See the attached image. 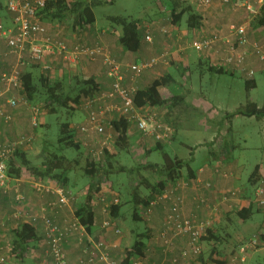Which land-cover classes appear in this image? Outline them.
Instances as JSON below:
<instances>
[{"label":"built area","instance_id":"1","mask_svg":"<svg viewBox=\"0 0 264 264\" xmlns=\"http://www.w3.org/2000/svg\"><path fill=\"white\" fill-rule=\"evenodd\" d=\"M51 0H7V11L12 16V26L7 27L0 21V38H5L9 48V54L14 57L10 69L0 75V82L4 87L3 94L11 91H20L21 77L29 65H41L44 70H53V64L60 62L64 68L76 66L83 59L91 62L101 60L106 67L108 78L112 81L111 89L101 91L96 97L85 100L82 109L86 112L85 122L76 126L80 135V142L86 149L88 156L97 161H103L106 149L112 144L114 137L113 122L116 119H125L135 125L145 136L154 141L169 142L173 138V129L160 120L158 112L146 107H137L134 101L136 89L124 86V74L122 65L112 56L110 50L102 43L89 46L85 43H71L58 34L51 32L40 14L47 8ZM58 1V0H54ZM215 0H195L199 9H207ZM225 5H231L235 9H242L247 14L244 23L232 24L226 34L213 33L204 40H194L191 44L200 56H207L220 66L239 70L246 74L248 80L253 79L255 71L247 69L246 63L250 57L255 56L264 63V44L252 41L250 38V26L261 14L264 0H220ZM148 39V38H147ZM166 52L159 58H154L139 64L129 65L132 78L142 76L146 71L155 68L158 64L168 60ZM1 97V94H0ZM20 103H26L25 98H14L8 104L15 108ZM34 118L38 117L40 110L32 108ZM9 123L11 114L0 109V120ZM78 135V136H79ZM34 140L33 136H24L16 141H10L0 145V190L6 196L14 195L13 211L7 216H0V231L7 230L9 225L17 226L23 223L36 225L39 222L44 225L45 237L43 244L46 246L44 256L40 264H70L65 250V243L72 236H78L82 247L83 258L77 264H124L116 263L111 258L113 246L104 240H96L87 232L75 217L72 222L64 225L56 221V215L71 207L79 198L86 197L89 190L75 192L69 188L60 186L57 182H34L33 190L36 194L55 195L56 199L41 206L36 212L27 208V196L20 187V179H13L8 174V163L14 157L17 149L29 146ZM221 169H216L220 173ZM232 177L231 173L224 175ZM102 186V185H101ZM191 189L198 193L194 197L197 208H205L209 214L204 218L186 216L184 214L185 198L183 191ZM214 189L211 183H202L196 179L192 184L187 181H178L171 184L155 201L151 203L145 216L150 219L153 209L161 203L167 207V215L164 221V231L160 238L166 248L174 245L177 237H187V247L180 254L173 257L171 264H203L201 256L203 246L201 238L206 236L208 229L212 228L215 215L222 206L231 207L233 202L243 197L242 190L221 192V198L212 203L201 191ZM93 206L101 205L102 213L110 216V208L120 202L118 195L111 191L101 189L94 197ZM258 209L264 212V182L254 187V201ZM53 217V218H51ZM57 222V223H56ZM264 225V224H263ZM112 224L107 218L103 224V230H109ZM114 229V228H113ZM120 235V229H114ZM260 240L253 236L248 241L239 245L241 258L235 256L231 264L243 262L246 254L258 247ZM6 251H12V247L0 243V264H10L6 257ZM133 264H142L135 261Z\"/></svg>","mask_w":264,"mask_h":264},{"label":"crops","instance_id":"2","mask_svg":"<svg viewBox=\"0 0 264 264\" xmlns=\"http://www.w3.org/2000/svg\"><path fill=\"white\" fill-rule=\"evenodd\" d=\"M98 1H101L103 3L102 5H104L113 4L118 0ZM252 2H256V0H252ZM195 4V0H151L148 6L143 8V14L139 18H133L130 15L124 16L134 20H138L140 23L141 31L143 34V41L139 51L137 52H130L120 44L119 40L121 37V28H119L118 26H113L110 23L107 25L106 29H101L99 27L96 15L95 24L91 27H86L81 31H74L72 29L67 30V28H65L66 25L61 24L63 22L58 21L52 22L51 20H45V24L48 26L51 32L58 34L68 42L85 43L89 46H93L100 42L105 45L110 50L112 56L122 65L124 74V86H127L128 88H134L136 89V91L148 89L156 81H161V79L166 76H170V78H173L175 80H171L170 85L163 86L159 89V92L161 93L163 98L168 100L167 104L160 107H153L151 108V110L158 112L160 120H162L165 124L169 125L173 129V138L171 141H169V143H171L168 144L170 146L173 145V143L176 141L178 133L182 129L184 118H182L180 112L182 110L181 108L187 109V105L185 103H190L189 106L192 109L189 110V113H191V115H193L195 112H199V122H201V126L207 133H209L210 137L208 138V140H205L203 142V144L206 145V149L208 148L209 159L203 165L198 167L197 175L198 179H200L204 185L205 183H211L214 185V189H212L211 191L203 190L201 192L212 203H215L221 198V192L240 190L244 187L246 188L251 175L254 173L257 167H259L260 170L259 172L262 178L261 182H264V165H257L254 171L249 174V177H245L244 179L243 174L245 169L243 168V165L241 166L238 164H230L225 160H221L224 157L225 153L226 155H228L227 147L229 146V143L227 140L230 133L232 132L230 129V124L232 120L239 116H235L231 120H229L227 118V115L234 112H229L218 108V103L210 104L208 101L204 100L203 97H193L192 92H185L182 94L178 92L182 89L179 88L180 83L178 82L180 80L183 82H186L188 79L190 80L192 69L197 67L204 69L206 67V72H209L210 64L214 67L218 65L209 57L200 56L195 50H193L191 47L192 42L194 40L207 39L211 37L213 33L226 34L228 32L229 25H239L244 23V21L247 19V14L242 9H235L231 5L225 6L220 2V0H215L210 7L204 10L199 9ZM192 13H197L202 16L205 21V25L203 27L197 29H190L188 27V19L190 14ZM112 17L108 18V22H111ZM185 18L187 22L186 26L183 25ZM1 20L4 22L5 26H12V16L7 13V11L6 14L1 17L0 21ZM249 28L250 38L252 41H257L259 39L264 40V26H258L256 23H252ZM69 31L72 33L71 37ZM166 52L169 53L168 60L166 62L160 63L155 68L146 71L139 78H132V74L129 70V65L139 64L154 58H159ZM13 61L14 57L9 54L7 41L4 38H0V75L2 72L10 69V65ZM59 63L60 62H56L53 64L52 71H44L41 65L38 66L33 64L29 65L25 69V71L27 69H32L35 73L41 72L44 75H49L52 80L58 79L59 81L63 82L66 81V79L71 80L73 76H79L85 79L94 78L99 84L101 91H108L111 89L112 81L108 78L105 69L106 67L103 65L102 61L99 60L96 62H91L86 58L80 61L78 65L70 67L69 69L64 68ZM246 68L253 69L256 75L261 74L264 77V63L259 61L255 56L248 59ZM228 71V74L232 76L242 73L244 82L248 80L246 78V74L239 70L229 68ZM256 75L254 76L253 80H256ZM3 92L4 87L0 82V109H3L11 114L12 120L9 123H5L2 119L0 120V145H3L10 141H16L17 139L24 136L34 137L36 120L33 116L31 106L29 104L20 103L17 107L13 108L8 104V101L14 98H21V92L11 91L6 94H3ZM174 94L184 97V101H179L180 104L177 107H171L172 100L174 99ZM201 107L203 108V110H201ZM219 112L223 113L224 116L218 117L219 114L217 113ZM186 118L187 117H185V119ZM226 125L227 130H225L224 128ZM130 128L132 133L139 135L140 139L142 138L143 135L135 125L132 124ZM109 132H112L115 139L117 135L115 129H113L112 131L109 130ZM145 139V145H149L148 148H153L155 146V141L153 138L146 137ZM203 144L201 142L198 145ZM29 146H25L22 148L27 150L29 159L31 160L29 151V149L31 148H29ZM230 146V148L232 149V147H235V144H230ZM186 147L190 148L191 146ZM39 150L41 149L39 148ZM38 153L42 155V150ZM175 157L178 156L175 155L174 158ZM213 163H219L221 165L217 166ZM215 168H220L221 172L215 173ZM227 173H231L232 177H225L224 175H227ZM21 179L22 180L20 182V187L23 193L27 196V208H29L30 210L36 212L41 206L56 199L55 195L48 194L40 196L36 194L33 190L32 183L39 181L27 175L26 172L23 173ZM244 180L246 181V185L243 184ZM238 183H242L241 185L243 187L241 186V188H239L238 186H236ZM72 189L75 192H79V190L77 189ZM101 189L104 191V189L108 190L110 188L102 185ZM111 190L115 192V190ZM182 194L185 198L184 214L186 216L204 218L209 214V211L205 208H197L194 202V197L198 193H195L191 189H188L186 191H183ZM85 198L86 197L79 198L78 201L71 207L57 214L55 216L56 221L61 225L72 222L75 218L76 206L78 204H82ZM13 201V194L11 196H6L2 193V191H0V216H7L13 211ZM247 204L248 202L245 200V198H242L239 201L233 202V205H231L229 209L226 205L222 206L220 212L215 215L213 227L222 222L221 220H223L226 213H231L235 210L234 208H237V206H247ZM254 210L255 213L252 215L250 221L238 222L241 226L246 225V228L249 229L250 225L256 226L254 225L255 223H260V221L258 220V216L262 215L263 221L261 222V228L263 230V233L262 231L261 233L264 235V216L261 212L262 210L258 209L257 207L254 208ZM94 211L96 221L98 222L92 228L91 232H87L96 240H104L107 243L111 244L113 246V249L111 250L112 260L116 263H121L124 259L126 248L128 247H125L126 245H123L117 241L116 244L112 243L113 240L116 239V236L121 235L116 234L114 231V229H119V226H115L113 230H103V222L107 218L110 219L111 216L102 213L101 205L95 204ZM167 213V207H165L164 203H161L160 206H158L150 215V219L148 220L146 229L143 230V232L147 234L148 257L146 260L141 261L142 264H171L173 257L178 256L180 254V251L183 248L187 247V237H177L173 240L174 245L172 247H170L169 249L165 247L164 242L160 238V236L164 231V221ZM121 219L122 217L119 218V221ZM13 227L15 226L9 225L8 229H11ZM35 228L37 230V240L31 244L30 250L23 256L24 258L22 259H17L18 254L15 251L14 246L9 241L10 237L8 238V236H10L9 230L7 229L5 231H0V243L7 244L12 247V251H6V257L8 259V262L10 261V264H40L46 248V246L43 244L45 232L44 226L41 222H39L35 226ZM238 233L241 232L239 231ZM254 235L259 238L260 242H264V239H261L260 233H258V235ZM3 236H5L6 238L2 239ZM252 237L253 236L245 238V240H249ZM245 240L241 241L240 243L244 242ZM240 243L236 244L234 249H230L227 252L225 250H221V253L224 254V259L220 261H224V264H231L233 257L238 256L239 258H241L242 255L239 254L238 250V246L240 245ZM64 246L70 264H77L78 260L84 257V254L82 253L83 245H80L78 236L74 235L70 237ZM246 257L243 259V262L242 260H239L237 264H249L246 263ZM206 261V264H219L215 262H208L207 259Z\"/></svg>","mask_w":264,"mask_h":264},{"label":"trees","instance_id":"3","mask_svg":"<svg viewBox=\"0 0 264 264\" xmlns=\"http://www.w3.org/2000/svg\"><path fill=\"white\" fill-rule=\"evenodd\" d=\"M102 4L103 3L98 0H51L47 8L40 14V17L43 22H45V20H51L52 22H63L68 20L71 22L74 31H81L95 24L96 18L94 8ZM2 8L3 7L0 5V19L2 17ZM111 22L121 28L120 44L130 52L139 51L143 41V34L139 21L124 16H116L111 18ZM254 23L258 26H264V5L261 14ZM204 25L205 21L200 14H190L188 19V27L190 29L201 28ZM228 70L229 67L226 66L216 65L214 67L210 64L209 67L210 73L228 74ZM171 80L175 81L173 78H170V76H166L162 78L161 81H156L148 89L138 90L134 98L136 106L146 107L151 110L153 107L166 105L168 100L163 98L159 89L163 86L170 85ZM245 84L248 91L257 86L256 80L253 79L245 81ZM21 88V94L22 97L25 98L26 103L29 104L31 108H38L40 110L36 118L35 130L46 127V129H48L51 124L49 121L50 117L53 115L58 117L60 132L59 136L56 137V154L61 155L60 152L66 149L81 151L83 147L82 143L76 140V129L73 128V123H71L70 119L82 108V104L85 100L96 97L101 92L100 86L96 80L94 78L85 79L79 76H73L71 80L66 79V81L63 82L58 79L52 80L49 75H44L41 72L35 73L32 69H27L23 72L21 77ZM179 101H184V97L174 94L171 107L179 106ZM64 113L66 118L61 119L60 117ZM235 116L254 117L258 120L264 119V107H260L255 102L248 101L245 105L240 106L234 113L228 114L227 118L231 120ZM131 125L132 124L125 119L114 120L113 127L117 135L112 144L106 149L104 160L97 161L88 157L86 158L85 165L82 166L86 177L91 180L89 192L84 202L76 206L75 217L79 220L81 225L86 227L88 232H91L96 224L93 202H95V195L101 192V185L98 181L99 179H108L111 174L119 172L124 173L129 170L126 167L118 166V158L121 156V152L126 151L129 145L135 150H139L137 148L140 147V149L143 150V157L150 156L153 151H162L164 158L162 164H146L142 162L137 167V173L143 176L142 183L134 187L133 193L131 196H128L126 203V205L133 204V219L136 222L145 221V217L141 214L140 210L146 211L149 209L151 203L162 195L171 184L173 185L182 180L192 184L198 178V169L191 167L193 160L186 161L178 157L174 158L164 152L165 145L169 142L155 141V147L148 148L144 141L147 136L138 129L143 136L138 143L131 144ZM43 143L44 150L42 151V155L45 160L38 165L29 159L27 150L24 148L17 149L14 157L8 163L9 176L13 179H20L23 173L26 172L37 181L44 182L51 179L60 186L73 190L70 187L71 169L68 165L64 166L62 162L66 161V159L63 160V158L58 155L51 154L52 152L49 151L47 147V139H43ZM76 162L78 163V161ZM53 166H56V168L54 169ZM144 170L154 172L158 176L156 181L151 180L153 174L149 177H144L142 173ZM259 171V167H257L251 175L246 188L244 187L241 189L243 192L242 198H245L248 202L247 206H237V208H234V211L225 214L226 220H230L232 224H236L238 221H250L252 215L255 213L254 208H258L253 202L252 197L248 195V190L263 182H261L262 178ZM131 172H133V169ZM122 202L120 201L118 204L111 206V218L119 219L122 217V210L125 206V203ZM158 206H160V204L153 209V212ZM36 225L21 223L11 229L7 228L10 234L9 241L18 254L17 259L24 258L23 256L30 250L31 244L37 240ZM223 229L224 228L221 226H212V228L208 229L206 236L201 238V245L203 246L201 261L203 264L207 263L206 259L208 262L224 264V261H220L224 259V254L221 253V246L226 242V238L222 235ZM137 233L134 243L125 251V256L122 261L124 264L144 261L148 257L147 234L143 231L142 233ZM260 235L261 239H264V235L262 233H260Z\"/></svg>","mask_w":264,"mask_h":264},{"label":"rangeland","instance_id":"4","mask_svg":"<svg viewBox=\"0 0 264 264\" xmlns=\"http://www.w3.org/2000/svg\"><path fill=\"white\" fill-rule=\"evenodd\" d=\"M151 0H118L113 4H104L94 8V12L96 18L98 19L99 27L101 29H106L108 24H112L113 26H117L112 22H108V18L112 16H132L133 18H139L143 13V8L147 7ZM0 5L2 8V16L6 14L7 8V0H0ZM196 5V4H195ZM8 13V11H7ZM4 20V19H3ZM5 21V20H4ZM4 24V22L1 20ZM184 26L187 25L186 18L183 22ZM66 25L65 28L67 30L72 29L71 22L63 21ZM73 30V29H72ZM70 32V31H69ZM70 32V37H71ZM5 39V38H4ZM6 40V39H5ZM256 42L264 44V40H257ZM99 61V60H98ZM101 61V60H100ZM105 68V67H104ZM106 69V68H105ZM206 67L201 69L199 67L191 70L190 80L187 82L179 81V88H182L178 92L180 94L185 92H192L193 97H203L204 100L208 101L210 104L215 103L218 105V108L235 112L240 106L245 105L248 101L257 103L260 107H264V77L261 74H255L257 80V87L247 90L246 84L242 78V73L236 74L232 76L230 74H217L206 72ZM206 72V73H205ZM190 82V83H189ZM186 95V94H185ZM192 101V99H191ZM187 105V109L181 108V116L184 118V122L182 125V129L178 133V137L173 145H165L164 152L174 157L177 155L180 159L191 161L193 163L191 167L198 169L201 165H203L209 159V151L206 149V145L203 144L205 140H208L210 137L209 133H207L203 127L201 126L200 114L199 112H195L193 115L189 113V110L192 109L189 105V102L185 103ZM180 110V107H179ZM201 110L203 108L201 107ZM218 117L224 116L223 113L219 112ZM185 117H187L185 119ZM61 119L66 118L65 113L61 115ZM86 113L80 108L70 119L71 123H73V128L76 129V126L85 122ZM49 121L51 124L48 129L46 128H38V130H34V140L32 144L29 146L30 158L37 165L42 163L45 158L43 155H40L41 150H44L43 139H47V147L48 150L51 151V154L57 153V143L56 137L59 136L60 132V124L58 122V117L53 115L50 117ZM183 121V120H182ZM48 122V120H47ZM216 126V125H215ZM227 130V125L224 127ZM216 129V128H215ZM231 133L228 137L229 146L227 147L228 155L224 154V159L221 160L227 161V163L243 165L244 174L243 177H249V174L252 173L257 165H264V119H256L254 117L248 118L244 116H239L232 120L230 124ZM224 130V131H225ZM33 132V131H32ZM31 132V133H32ZM30 133V134H31ZM79 133L76 129V140H79ZM131 144H136L140 141V136L135 133L131 134ZM202 142L203 145H198ZM155 143V142H154ZM230 144H235V147L230 148ZM149 146V145H148ZM146 145V147H148ZM186 146H191L187 148ZM155 147V146H154ZM39 148L41 150H39ZM126 151L121 152V156L118 158V166L126 167L129 170L124 173H114L108 179L100 180V185H105L113 189L118 194L120 201L125 203V206L122 210V219H113L110 218V222L112 224L111 228L115 226H119L121 230V235L116 236V239L113 240V244L120 242L125 247L130 248L134 243L137 232L141 233L146 229V225L148 223V217L145 216V210H140L141 214L144 215L145 221L136 222L133 219V204H127L128 196H131L133 193L134 187L138 186L142 183V177L140 176L138 171V165L142 162L144 163H159L162 164L164 161L163 152L162 151H153V153L148 157L142 156V149L137 148L139 150H135L131 148V145L127 147ZM33 150V151H32ZM48 151V152H49ZM61 155L59 157L66 159V161H62L64 166L68 165L71 169L70 179H71V188L81 190H89L90 180L86 177L82 166L86 163V158H88L87 151L84 147H82L81 151H77L74 149H66L60 152ZM134 154V155H133ZM40 155V157H39ZM60 158V159H61ZM78 161V163L76 162ZM215 162V161H214ZM214 164V163H213ZM214 165H221L219 163H215ZM225 165V164H224ZM54 169L56 166H53ZM133 169V172L131 170ZM218 169V168H215ZM144 177H149L152 175L151 180L156 181L157 175L152 171H142ZM216 173V170H215ZM28 175V173H26ZM50 182H55L49 179ZM46 182V181H44ZM246 181H243L245 184ZM242 183H238L236 186L241 188ZM246 185V184H245ZM243 187V186H242ZM143 188V187H142ZM243 189V188H242ZM241 190V189H240ZM1 191V190H0ZM112 191V190H111ZM227 191V190H226ZM114 192V191H113ZM12 194H10L11 196ZM248 195L252 197L254 201V188H250L248 190ZM229 209V207H228ZM263 216L264 212L261 211ZM227 214V213H226ZM225 218V217H224ZM221 220L222 222L216 227H223L222 230L223 237L226 238V242L221 246V250H225L226 252L230 249H234L236 244H239L241 241L245 240V238L255 236L254 234L263 233L261 228V222L263 221L262 215L258 216V220L260 223H255L250 225L249 229L247 226H241L238 223H233L230 220H226V218ZM262 218V219H261ZM98 221H96L97 224ZM235 222V221H234ZM119 224V225H118ZM226 227V228H225ZM230 228V229H227ZM241 233H238V232ZM137 233V234H136ZM10 236H8L9 238ZM6 237L3 236L2 239ZM117 241V242H116ZM245 241H248L247 239ZM244 241V242H245ZM243 243V242H242ZM240 243V245L242 244ZM237 248V247H236ZM127 249V248H126ZM225 252V253H226ZM247 256V257H246ZM246 263L249 264H264V242H260L257 248L250 250L246 254Z\"/></svg>","mask_w":264,"mask_h":264}]
</instances>
